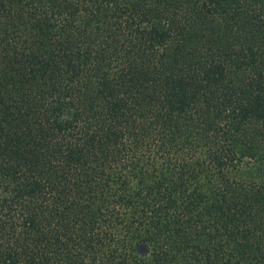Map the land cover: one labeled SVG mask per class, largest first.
<instances>
[{"label": "trees", "instance_id": "trees-1", "mask_svg": "<svg viewBox=\"0 0 264 264\" xmlns=\"http://www.w3.org/2000/svg\"><path fill=\"white\" fill-rule=\"evenodd\" d=\"M0 264H264V0H0Z\"/></svg>", "mask_w": 264, "mask_h": 264}]
</instances>
